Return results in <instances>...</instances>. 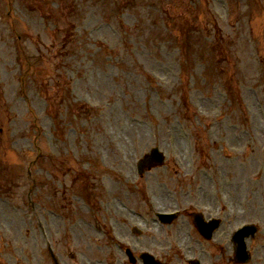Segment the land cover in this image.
Returning a JSON list of instances; mask_svg holds the SVG:
<instances>
[{"label": "rangeland", "instance_id": "rangeland-1", "mask_svg": "<svg viewBox=\"0 0 264 264\" xmlns=\"http://www.w3.org/2000/svg\"><path fill=\"white\" fill-rule=\"evenodd\" d=\"M179 207L224 222L206 240L152 219ZM248 222L264 264V0H0V264H123L154 242L224 264Z\"/></svg>", "mask_w": 264, "mask_h": 264}, {"label": "water", "instance_id": "water-1", "mask_svg": "<svg viewBox=\"0 0 264 264\" xmlns=\"http://www.w3.org/2000/svg\"><path fill=\"white\" fill-rule=\"evenodd\" d=\"M160 158L161 157L159 154L154 153V154H151L148 157H146L144 159V163H146V162L150 163V162H154V161L161 162L162 159H160ZM244 234H246V232H240V234L238 235V239L241 240V238L243 237Z\"/></svg>", "mask_w": 264, "mask_h": 264}]
</instances>
